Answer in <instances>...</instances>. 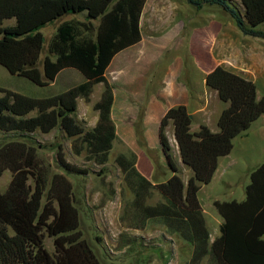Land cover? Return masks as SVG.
Listing matches in <instances>:
<instances>
[{
    "label": "trees",
    "instance_id": "obj_1",
    "mask_svg": "<svg viewBox=\"0 0 264 264\" xmlns=\"http://www.w3.org/2000/svg\"><path fill=\"white\" fill-rule=\"evenodd\" d=\"M202 9L218 5L234 19L243 34L264 39L257 27L264 23V0H187ZM147 0H0V65L11 74L26 77L39 86L53 83L64 70L76 69L86 79L60 94L34 98L0 88V131L27 137L37 131L48 134L60 128L74 139L76 154L86 151L89 160L105 165L116 140L111 119L113 88L105 73L113 57L139 43L141 16ZM84 21H64L57 27L41 60L45 37L41 29L66 16ZM15 20L13 26L5 22ZM207 86L228 104L218 120V132L201 125L192 132L186 106L170 109L161 123L163 149L174 174L153 185L136 168V156L119 155L116 163L133 193L134 206L145 220H153L171 235H179L193 247L190 264H264V164L250 175L244 201H215L224 219L221 236L210 244L199 192L218 169L219 160L231 154L234 139L247 132L264 115V97L257 85L223 66L206 78ZM104 85L94 105L98 122L86 130L76 118L78 99L90 101L94 86ZM34 114V115H33ZM172 124L183 164L193 176L185 184L171 154L166 129ZM29 138V137H27ZM58 162L71 174H86L58 151ZM38 149L24 140L0 147V178L12 173L6 192H0V264H103L80 230L81 217L74 187L62 174L48 180L37 170ZM34 180V188L29 181ZM162 200L146 205L152 190ZM44 198L46 202L43 203ZM45 233L53 239L54 254L45 246Z\"/></svg>",
    "mask_w": 264,
    "mask_h": 264
},
{
    "label": "crops",
    "instance_id": "obj_2",
    "mask_svg": "<svg viewBox=\"0 0 264 264\" xmlns=\"http://www.w3.org/2000/svg\"><path fill=\"white\" fill-rule=\"evenodd\" d=\"M140 26L141 41L116 54L105 73L114 97L111 119L116 127V140L111 153L118 156L134 154L139 173L153 185H158L174 174L161 143L164 116L172 108L186 106L192 118V132H198L201 125L210 128L209 118L218 121L228 104L219 99L217 91L207 86V76L218 66H223L253 81L258 88L261 78L264 80V39L243 34L230 14L220 6L205 5L197 9L187 0H147ZM84 81L83 76L79 84ZM96 87L101 89L94 101L93 93L91 95L89 102L93 106L104 91L103 84L95 85L94 89ZM258 98L262 97L259 95ZM196 119L199 123L193 128ZM97 122L96 112L95 125ZM253 125L244 133L245 137ZM166 133L179 168L178 174L187 184L193 172L182 162L172 124ZM231 154L219 160L213 180L222 160L229 159ZM200 203L210 244H213L221 236L224 219L207 212ZM209 227L215 230L214 234ZM167 237L173 240V235ZM207 261L208 258L203 262Z\"/></svg>",
    "mask_w": 264,
    "mask_h": 264
},
{
    "label": "rangeland",
    "instance_id": "obj_3",
    "mask_svg": "<svg viewBox=\"0 0 264 264\" xmlns=\"http://www.w3.org/2000/svg\"><path fill=\"white\" fill-rule=\"evenodd\" d=\"M236 1V0H233ZM240 4V1H237ZM84 21V17L66 16L60 21L41 29L45 43L41 57L43 60L48 54L51 39L60 23L70 20ZM15 20L5 22L6 26H13ZM264 31V23L257 27ZM1 37V36H0ZM83 75L76 69L62 71L53 83L39 86L26 77L11 74L0 65V88L12 90L34 98H45L60 94L77 86ZM263 78H261V81ZM259 81L258 96L264 97V84ZM101 87H96L92 101L98 97ZM3 94L0 92V96ZM79 110L76 118L86 130L96 125V111L91 102L80 98ZM34 115V114H33ZM198 119L193 122L197 127ZM211 129L219 131L218 121L209 118ZM95 125V126H94ZM234 139V150L229 159H223L222 165L211 184L205 185L199 192V199L207 212L220 218L213 205L214 201L230 202L242 201L245 198L246 186L250 183L251 173L264 164V116L253 125L250 134ZM29 137V138H27ZM27 137L20 138L18 134L0 131V147L13 140H24L38 149L39 172L47 175L50 188L52 177L62 174L73 184L75 204L80 212V230L83 238L103 264H190L192 246L179 235L168 239L169 233L165 227L153 220H145L140 211L134 206V195L128 188L124 174L116 163V155L112 152L105 165H99L89 160L86 151L76 154L73 147L74 139L67 137L60 128L44 134L37 131ZM62 150L65 159L76 165L86 174H67L58 162V151ZM185 174H183V177ZM12 181V173L7 170L0 178V192H6ZM34 180L29 184L34 188ZM162 198L157 190L153 189L146 205L154 206ZM46 202L44 198L43 203ZM210 228V227H209ZM212 234L215 230L210 228ZM45 246L54 254L53 239L45 233ZM202 264H206L203 262Z\"/></svg>",
    "mask_w": 264,
    "mask_h": 264
}]
</instances>
